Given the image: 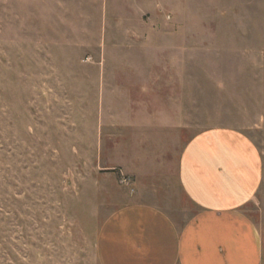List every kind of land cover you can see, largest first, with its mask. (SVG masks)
<instances>
[{"label":"rangeland","instance_id":"obj_1","mask_svg":"<svg viewBox=\"0 0 264 264\" xmlns=\"http://www.w3.org/2000/svg\"><path fill=\"white\" fill-rule=\"evenodd\" d=\"M216 127L264 163V0H0V264H99L136 179L184 222L180 154Z\"/></svg>","mask_w":264,"mask_h":264},{"label":"crops","instance_id":"obj_2","mask_svg":"<svg viewBox=\"0 0 264 264\" xmlns=\"http://www.w3.org/2000/svg\"><path fill=\"white\" fill-rule=\"evenodd\" d=\"M177 175L197 212L178 221L136 179L137 198L98 231L99 264H264V198L257 221L245 210L264 184L263 157L251 137L225 127L199 132L184 146Z\"/></svg>","mask_w":264,"mask_h":264}]
</instances>
